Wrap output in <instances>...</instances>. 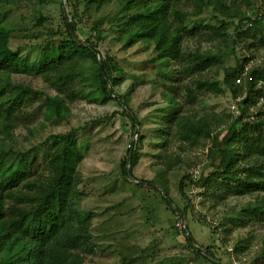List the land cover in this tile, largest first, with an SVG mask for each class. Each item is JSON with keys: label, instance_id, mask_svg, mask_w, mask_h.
<instances>
[{"label": "trees", "instance_id": "1", "mask_svg": "<svg viewBox=\"0 0 264 264\" xmlns=\"http://www.w3.org/2000/svg\"><path fill=\"white\" fill-rule=\"evenodd\" d=\"M4 1L0 0V264H86L99 250L92 235L95 214L80 208L84 193L79 190V165L84 155L77 145L79 130L51 135L42 151L17 150L11 145L14 130L28 106L43 101L46 119H64L77 99L101 105L118 100L123 115L132 122L137 144L130 146L119 164L124 182L140 161L144 136L137 134L142 124L130 113L126 98L115 91L122 83V68L111 57L99 60L97 46L78 36L81 5L100 11L115 2L114 15L94 22L90 31L100 40L106 24L124 36L125 47L139 42L152 46V62L169 85L153 111L150 143L155 149V177L149 182L137 180L135 186L158 188L177 224L181 223L187 208H173L168 182L171 172L185 167L190 172L178 181L183 198L187 199V183L201 189V203H210L212 210L231 198H247L237 219L229 223L264 226V62L252 63L254 54L264 52V0H255L256 7L250 0H65L72 17L68 20L62 14L64 30L49 31L44 46L33 49V61L31 51L10 46L14 28L5 22ZM206 10L215 25L189 29L187 21ZM45 22L40 16L34 26L43 27ZM189 40L194 46L188 49ZM203 44L210 47L203 50ZM230 58L234 66H229ZM170 63L175 73L166 72ZM221 71L224 89L215 78ZM210 73L215 77L209 80ZM20 74L40 78L54 95L14 82L11 77ZM224 92L230 96L229 114L197 111L202 94ZM200 148L205 150L203 160L189 157ZM38 152L45 163L41 172ZM199 221L213 233L230 232L229 223L212 224L205 216ZM174 232L184 236L191 258L155 259L148 248L136 252L131 248L121 252L119 264H196L198 260L226 264L211 248L198 246L185 225ZM221 243L226 247L228 239L222 238ZM247 243L237 241L233 250L242 254ZM246 257L247 264H264V244Z\"/></svg>", "mask_w": 264, "mask_h": 264}, {"label": "rangeland", "instance_id": "2", "mask_svg": "<svg viewBox=\"0 0 264 264\" xmlns=\"http://www.w3.org/2000/svg\"><path fill=\"white\" fill-rule=\"evenodd\" d=\"M253 6L258 4L250 0ZM4 12L7 14L6 24L14 28L11 37V48L32 52L30 61L35 59V46H44L49 40L48 33L64 30L62 14L68 20L72 17L71 10L65 6V0H5ZM191 11L190 8L185 7ZM117 10L115 2L105 6L100 11L81 5L79 7L77 28L82 33L78 36L84 41L87 38L97 46L98 59L113 58L114 62L122 68V83L115 89L117 94L123 95L128 101L131 114L135 115L141 128L137 135L144 136L140 145V161L132 169L131 178L124 182L120 176L119 164L126 155L129 146L136 144V134L133 135L132 122L123 115L124 107L116 101L106 104L89 103L86 99H77L69 106L70 112L64 119L44 117L43 101H37L24 109V120L14 130L12 147L17 150H29L33 147L39 151L49 144L51 135L65 133L71 129L79 130L77 145L84 155L79 165L81 184L79 190L84 193L80 203L83 212H92V235L99 250L94 256L86 259V264H119L121 252L134 248H148V253L155 259L166 256H184L191 258L182 234H175L177 217L166 206L160 190L151 186L136 187L137 180L149 182L155 177V149L150 141L153 139L152 130L153 111L160 104V95L169 91L167 81L158 73L157 66L152 62L155 58L152 46L139 42L133 46L125 47L126 39L115 29L104 25L101 29V39L97 40L90 31L92 24L98 20H105L114 15ZM63 11V13H62ZM40 16L46 19L43 27L35 28L36 19ZM189 29H202L208 25H215L210 11L187 21ZM83 34V35H81ZM53 41L57 42L54 37ZM194 41H186V46L192 48ZM57 44V43H55ZM46 45V44H45ZM210 47L203 44V50ZM24 52V53H25ZM248 53L247 57L250 56ZM254 54V53H253ZM38 55V54H37ZM256 59L252 63H263L264 52L254 54ZM252 63L249 65L251 66ZM229 66H234L230 58ZM176 67L170 63L166 69L168 73H175ZM210 73L207 78L213 79ZM12 80L19 84L31 87L33 90L53 96L54 92L37 77L26 75H13ZM216 82L222 86L223 72L216 77ZM86 95L88 87L84 88ZM43 100V99H42ZM227 92L219 95L212 93L202 94L196 104L199 112L214 111L218 114H229L231 105ZM205 150L200 148L191 152L189 157L204 159ZM37 168L41 172L44 168V159L41 152L36 155ZM199 167V166H198ZM185 167L175 169L169 174L168 195L172 200L173 208L185 210L183 224L194 238L196 244L202 248L209 247L218 258L226 264H247L249 258L264 244V226L241 225L229 223L236 220L239 207L245 204L247 198H231L225 206L209 209L210 203H201V189L187 183L183 198L178 191V181L186 171ZM205 216L212 224H227L229 234L213 233L212 228L204 226L199 218ZM227 238L228 243L223 247L221 240ZM248 240L247 250L242 254L233 250L237 241ZM139 253V252H138ZM195 264V263H194ZM196 264H208L198 260Z\"/></svg>", "mask_w": 264, "mask_h": 264}, {"label": "built area", "instance_id": "3", "mask_svg": "<svg viewBox=\"0 0 264 264\" xmlns=\"http://www.w3.org/2000/svg\"><path fill=\"white\" fill-rule=\"evenodd\" d=\"M238 82V81H237ZM234 108V106H232V109ZM129 148H130V146H129ZM128 148V149H129ZM198 172H195V174H197ZM177 228L180 230V229H182V228H184V224H183V222H179L178 224H177Z\"/></svg>", "mask_w": 264, "mask_h": 264}]
</instances>
